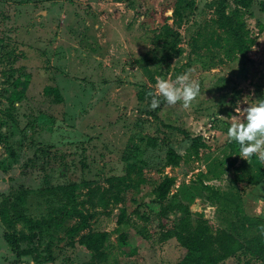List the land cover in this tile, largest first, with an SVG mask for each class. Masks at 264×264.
<instances>
[{
    "label": "rangeland",
    "instance_id": "1",
    "mask_svg": "<svg viewBox=\"0 0 264 264\" xmlns=\"http://www.w3.org/2000/svg\"><path fill=\"white\" fill-rule=\"evenodd\" d=\"M220 2L0 0V205L5 196L11 203L25 195L22 216L12 214L14 228L0 217V264L184 260L188 252L176 236L162 240L156 219L134 212L166 173L176 176L171 194L178 192L194 214L230 230L237 208L264 225V176L258 184L249 181L264 161L241 157L226 135L242 118L241 108L264 95V0L245 13L255 39L246 56L226 54V34L215 21ZM234 5L228 0L226 10ZM186 71L199 84L188 107L157 95L159 106L150 108L156 78L173 81ZM13 91L21 98L10 102ZM183 129L209 146L164 167L169 146L179 153L188 147ZM149 138L156 145L147 144ZM131 155L150 161L139 190L108 180L126 174ZM200 171L213 190L202 186ZM71 201L94 214L76 235L72 228L81 215L52 223ZM89 229L108 233L102 255L80 244ZM8 231L24 235L19 247L31 252L18 255ZM222 264L264 262L239 253Z\"/></svg>",
    "mask_w": 264,
    "mask_h": 264
},
{
    "label": "trees",
    "instance_id": "2",
    "mask_svg": "<svg viewBox=\"0 0 264 264\" xmlns=\"http://www.w3.org/2000/svg\"><path fill=\"white\" fill-rule=\"evenodd\" d=\"M256 0H232L235 4L231 11H227L228 0H221L219 9L217 10V17L215 21L220 28L225 31L226 54L232 56L241 54L246 56L251 50L255 39L250 35V29L245 20V13L252 8ZM50 91H54L52 87ZM9 97L10 102H15L21 98L20 94L11 92ZM59 96V94L57 93ZM151 114L158 115V110ZM158 117V116H157ZM2 122H0L1 128ZM185 134V139L188 140L189 145L184 153H179L173 146H169L166 152L165 166H177L182 159L189 157H198L201 149L208 147V143L203 140L202 135L191 136L186 130H181ZM1 133V132H0ZM156 140L149 138L147 144L156 145ZM233 147L239 146L235 141L231 142ZM133 161L128 162L127 172L125 175L110 177L108 180L113 183L116 179L123 183L127 188L139 190L146 182L144 169L150 167V161L145 158H138L137 155H131ZM205 173L200 171L197 174L198 180L202 183L204 188L213 190L211 186L205 185L203 182ZM264 176V168L261 169L260 174H254L249 178L250 183L258 184L262 181ZM176 182V176L168 173L164 174L160 181L150 191L152 196L150 201L141 200L134 209L135 214L149 219L155 218L157 227L161 231V239L167 240L172 236H176L180 244L187 249V256L184 260L179 262H163L159 264H222V262L235 257L239 253L251 254L256 259L264 262V225L261 219H248L240 213V210L235 208V216L237 220L232 221L231 229L215 225L208 217L200 213L194 214L190 205L179 198V193L171 194L172 186ZM217 194V191H215ZM1 195V194H0ZM71 195V194H70ZM25 199V195L15 196L11 201V197L5 196L0 205V217L9 229L16 226L18 219H13L12 214H17L21 217L19 204ZM121 197H116L119 201ZM135 201V198H134ZM137 202V201H136ZM85 203V202H84ZM142 206L146 207L142 212ZM149 210V211H148ZM179 210L183 213L179 219H172L169 216L170 212ZM149 213H148V212ZM148 213V214H145ZM127 209L124 207L120 217V221L126 217ZM141 214V215H140ZM82 216L72 228V235L78 234L81 230L88 228L91 225L94 214L85 215L83 211L78 208L74 202L66 204L56 214L52 221L57 226L62 224L66 218ZM259 225V230L249 236V229ZM35 236V235H34ZM24 235H17L16 232L8 231L5 234L7 241L14 245L17 249L18 255L30 253V249H22L19 247L20 241ZM108 233L106 231H95L89 229L80 238V244L88 249L94 250L96 254H103V248L107 240ZM35 239L34 237H32ZM87 264H99L92 261Z\"/></svg>",
    "mask_w": 264,
    "mask_h": 264
},
{
    "label": "clouds",
    "instance_id": "3",
    "mask_svg": "<svg viewBox=\"0 0 264 264\" xmlns=\"http://www.w3.org/2000/svg\"><path fill=\"white\" fill-rule=\"evenodd\" d=\"M198 92L199 84L190 78L187 71L176 75L173 81L158 77L149 107L155 109L159 106V95L168 105L180 102L181 106L186 108ZM241 112L242 118L237 117L235 122L230 124L226 135L239 145L238 154L241 157L256 154L260 161H264V95L241 108Z\"/></svg>",
    "mask_w": 264,
    "mask_h": 264
},
{
    "label": "built area",
    "instance_id": "4",
    "mask_svg": "<svg viewBox=\"0 0 264 264\" xmlns=\"http://www.w3.org/2000/svg\"><path fill=\"white\" fill-rule=\"evenodd\" d=\"M23 264H26V263H23ZM31 264V263H30Z\"/></svg>",
    "mask_w": 264,
    "mask_h": 264
}]
</instances>
